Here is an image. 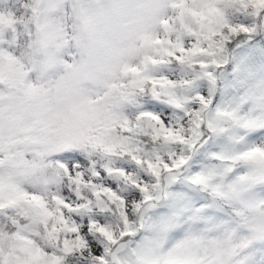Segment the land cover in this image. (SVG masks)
Segmentation results:
<instances>
[{"label":"snow or ice","instance_id":"6c2138e0","mask_svg":"<svg viewBox=\"0 0 264 264\" xmlns=\"http://www.w3.org/2000/svg\"><path fill=\"white\" fill-rule=\"evenodd\" d=\"M0 264H264V0H0Z\"/></svg>","mask_w":264,"mask_h":264}]
</instances>
